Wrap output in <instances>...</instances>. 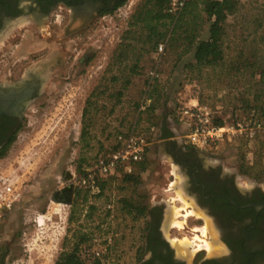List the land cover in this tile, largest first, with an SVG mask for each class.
I'll return each mask as SVG.
<instances>
[{
	"label": "rangeland",
	"instance_id": "374dc122",
	"mask_svg": "<svg viewBox=\"0 0 264 264\" xmlns=\"http://www.w3.org/2000/svg\"><path fill=\"white\" fill-rule=\"evenodd\" d=\"M198 1L197 38L206 39L210 23L203 0ZM240 1L226 24L225 62L216 68L198 65L193 51L186 50L187 26L172 39L169 22L158 43L164 44L160 54L158 46L146 45L145 32L134 22L145 0H127L70 38L66 20L60 19L50 30L43 22L38 24L43 30L24 31L25 18L5 30L0 83L18 78L10 73L23 56L33 60H26L25 68L58 59L65 66L47 74L42 98L27 109L13 143L0 156V174L11 178L19 193L0 222V264H62L75 249L85 264H141L149 256L150 217L140 209L156 204L163 205V233L185 264L209 255L206 242L222 245L187 192L160 129L168 123L179 141L222 159L226 169L239 173L241 187H264V0ZM211 123L225 126V134L194 141L193 133ZM132 131L149 144L133 177L109 179L101 193L83 186V170L112 152L120 134ZM130 203L135 204L131 213ZM191 210L201 215L186 218ZM207 219L211 228L204 235ZM173 220L184 227L172 226ZM186 238L193 245L179 252L171 239Z\"/></svg>",
	"mask_w": 264,
	"mask_h": 264
},
{
	"label": "flooded vegetation",
	"instance_id": "af4514ba",
	"mask_svg": "<svg viewBox=\"0 0 264 264\" xmlns=\"http://www.w3.org/2000/svg\"><path fill=\"white\" fill-rule=\"evenodd\" d=\"M123 1L0 0V36L17 19L25 18L29 28L27 25L24 31L31 32L50 30L53 27L50 24L59 19L62 24L66 20V38H70L119 8ZM43 22L42 29L38 24ZM8 38L10 43L13 35ZM26 60L33 61L32 56H23L13 64L15 68L10 74L18 78L0 83V152L13 143L27 109L42 98L47 74L60 72L65 66V62L58 59L52 65L41 61V66L25 68ZM160 131L167 154L183 171L187 192L196 207L209 217L223 245L219 251L208 252L209 255L193 264H264V187L257 184L241 187L236 180L239 173L226 169L222 159H213L187 142L179 141L168 123ZM149 210L150 227L146 238L149 256L141 264H185V259L175 254L161 228L163 205L156 204ZM199 218L204 220L202 216Z\"/></svg>",
	"mask_w": 264,
	"mask_h": 264
},
{
	"label": "trees",
	"instance_id": "16d2710c",
	"mask_svg": "<svg viewBox=\"0 0 264 264\" xmlns=\"http://www.w3.org/2000/svg\"><path fill=\"white\" fill-rule=\"evenodd\" d=\"M126 1L127 0H124L119 6L125 4ZM240 2V0L202 1L204 4L203 10L207 16V20L210 23L209 36L206 39L197 38V33L199 30L198 20L200 18V13L196 11L197 6L199 5L198 0H189L185 4L184 8L176 14H172L168 11L170 0H145L144 4L134 14V22L136 26L140 25L145 32V44L154 48L157 47L159 41L166 36L167 30L165 29L169 22L170 24L174 23L172 39H178L181 37V35L176 37L177 31L182 28L184 29L187 26V28L183 30V33H187L185 37L189 42L186 50L193 51V56L198 65L216 68L225 62L226 53L224 48V36L226 24L229 16L235 13V11L238 9ZM242 55L243 54L240 53L238 57L241 58L243 64H246L247 60H245ZM260 75L261 80H264V67L262 68ZM221 123L222 121H219V125ZM7 148L8 147L4 148L2 152H0V156L6 152ZM83 173H85L84 170ZM121 174H124V179L126 180H129L133 177L131 174L122 172L118 175H112L106 179L99 180V185L101 188L99 193L102 192V188L107 180L113 179ZM129 207V212L131 213L133 208H135V204L130 203ZM140 212L150 216V210L147 206H143L140 209ZM149 227L150 218L147 222V231L149 230ZM145 237L147 238V234H145ZM63 259L64 261L62 264H85V262L81 259L80 254H78L77 249L66 253ZM93 264H101V262L98 260Z\"/></svg>",
	"mask_w": 264,
	"mask_h": 264
},
{
	"label": "built area",
	"instance_id": "2783aa9c",
	"mask_svg": "<svg viewBox=\"0 0 264 264\" xmlns=\"http://www.w3.org/2000/svg\"><path fill=\"white\" fill-rule=\"evenodd\" d=\"M187 0H170L169 12L176 14L180 12ZM164 51V44L158 46L157 53ZM154 74V72H152ZM208 121V120H207ZM227 128L210 124L208 128L197 129L192 138L194 141L201 140L203 143L208 141L210 136L222 137ZM148 141L146 137L138 132H129L120 134L118 142L112 152L101 155L91 166L87 167L81 183L92 192H100L99 180L106 179L112 175L120 173L131 174L135 171L136 166L141 163L148 150ZM19 193L11 178L0 174V222L5 216L7 210H10L18 200Z\"/></svg>",
	"mask_w": 264,
	"mask_h": 264
},
{
	"label": "bare ground",
	"instance_id": "6f19581e",
	"mask_svg": "<svg viewBox=\"0 0 264 264\" xmlns=\"http://www.w3.org/2000/svg\"><path fill=\"white\" fill-rule=\"evenodd\" d=\"M175 214H178V210L177 211H175ZM180 214V213H179ZM192 214H197L198 216L199 215H201V213L200 212H197L196 211V213H194V211L193 210H191L190 212H188L187 214H185L184 216H186V218L188 217V216H190V215H192ZM207 221V223H208V225L205 227V229L203 230V234L204 235H207V231H208V228H211V222H210V220L209 219H207L206 220ZM179 226V227H181V228H183L184 227V223L183 222H180V221H175V220H173L172 221V226ZM208 226H210V227H208ZM213 232V231H212ZM210 233H211V231H210ZM213 235H215V232L213 233ZM197 238H199V237H197ZM215 238V237H214ZM172 240V244L175 246V247H177V249L179 250V252H182V253H184V252H187L188 251V249H189V246L193 243V242H190L189 240H187V238L186 239H183V240H178L177 241V239H171ZM193 245V244H192ZM220 248L221 247H214V245H213V243H211V242H206V249L210 252V253H214V252H217V251H219L220 250ZM222 250V249H221Z\"/></svg>",
	"mask_w": 264,
	"mask_h": 264
}]
</instances>
